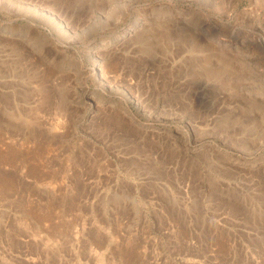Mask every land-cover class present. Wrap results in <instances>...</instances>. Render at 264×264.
Masks as SVG:
<instances>
[{
	"label": "rangeland",
	"instance_id": "obj_1",
	"mask_svg": "<svg viewBox=\"0 0 264 264\" xmlns=\"http://www.w3.org/2000/svg\"><path fill=\"white\" fill-rule=\"evenodd\" d=\"M0 264H264V0H0Z\"/></svg>",
	"mask_w": 264,
	"mask_h": 264
},
{
	"label": "crops",
	"instance_id": "obj_2",
	"mask_svg": "<svg viewBox=\"0 0 264 264\" xmlns=\"http://www.w3.org/2000/svg\"><path fill=\"white\" fill-rule=\"evenodd\" d=\"M162 204H160V205H158L159 207H157L156 208V210H158L159 212L160 211H164V208L163 207H160ZM141 210V212L143 211V212H145V214L142 212V213H139L137 216L139 217H142L143 219L144 218H146V215L147 214H149L150 213V208H146V210L145 209H140ZM179 215L178 216H181L182 218H183V220H181L183 223H180V220L179 221H177L178 222V224L177 223H175V225L174 224H171V228L173 229H170V231H171V233L169 232L168 233V235H169V237L170 238H172L173 240H178V234H175L174 233V229L177 227V225H178V227H179V223L180 224H185L186 226H187V228H189V221H185V219L187 218H189V216H190V214L188 213V211H183L182 210V212H180V213H178ZM172 220H174V218H172ZM181 239V242L182 243H184V245H187V247H188V252H190V242H191V239H190V234H188L187 236H183V237H180ZM142 249H145V247L144 246H142ZM184 256H187V255H184Z\"/></svg>",
	"mask_w": 264,
	"mask_h": 264
},
{
	"label": "bare ground",
	"instance_id": "obj_3",
	"mask_svg": "<svg viewBox=\"0 0 264 264\" xmlns=\"http://www.w3.org/2000/svg\"><path fill=\"white\" fill-rule=\"evenodd\" d=\"M136 22L133 21L132 23L135 24ZM129 29L130 28L126 29L125 31H128ZM123 33H124V31H123V28H122L121 31H120V33H117L115 35H114V33L111 34V36L109 37V39L107 38V40H105V43H107L106 46H108L109 44H111V42L116 41L118 39V37H120V35H123ZM94 48H92V49H94Z\"/></svg>",
	"mask_w": 264,
	"mask_h": 264
},
{
	"label": "water",
	"instance_id": "obj_4",
	"mask_svg": "<svg viewBox=\"0 0 264 264\" xmlns=\"http://www.w3.org/2000/svg\"><path fill=\"white\" fill-rule=\"evenodd\" d=\"M12 21V20H11Z\"/></svg>",
	"mask_w": 264,
	"mask_h": 264
}]
</instances>
